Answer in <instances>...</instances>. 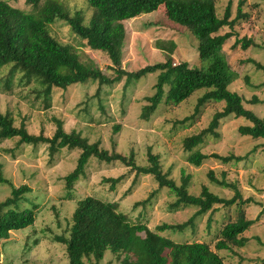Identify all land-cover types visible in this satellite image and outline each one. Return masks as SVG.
<instances>
[{
  "label": "rangeland",
  "instance_id": "obj_1",
  "mask_svg": "<svg viewBox=\"0 0 264 264\" xmlns=\"http://www.w3.org/2000/svg\"><path fill=\"white\" fill-rule=\"evenodd\" d=\"M228 1L214 0L218 16L223 14ZM230 1L234 17L240 0ZM244 1L242 8L249 16L237 26V34L249 37L253 43L246 49L239 43L233 46L236 37L232 36L205 59L199 57L198 40L185 26L170 20L163 5L115 24L123 36L117 65L105 52L91 49L63 20H49L51 35L76 49L82 62L99 68L107 79L60 88L21 71L7 57L0 61V109L12 117L15 125L24 124L29 133L46 137L53 135L58 119L65 131L75 130L109 153L117 152L127 158L132 154L140 166L148 164L147 150L151 148L160 155L162 170L177 185L188 175L189 193L198 195L205 185L220 197L233 196L232 185L214 182L209 176L211 171L218 181L236 186L243 199H252L242 207L245 217L253 220L241 234L245 243L220 251L224 263L264 264V139L240 135L238 126L247 123L242 117L221 118L213 132L205 134L196 147L210 156L200 166H194L186 160L189 153L183 148V140L206 128L215 112L223 109L224 102L207 101L196 111L197 98L204 93V89H198L176 106L163 104L161 98L153 107L149 97L156 91L160 71L128 78L143 67L166 60L172 64L186 61L190 67L205 72L220 61L227 89L240 96L245 108L264 117V0ZM58 2L71 13L81 11L85 24L94 13L87 0ZM8 3L32 11L27 0ZM36 13L40 17L45 15L41 9ZM119 76V80H113ZM185 117L188 118L181 121ZM17 139H0V172L14 186L29 187L18 204L19 208H33L36 217L32 225L13 230L2 240L0 264H67L65 245L58 238L68 235L76 201L87 195L117 202L118 210L130 222L145 224L150 229L162 223L181 224L197 209L190 205L173 206L174 193L159 187L151 175H136L135 170L119 160L107 162L94 156L88 159L72 188L67 189L64 177L74 169L80 149L63 147L51 154L46 143L18 144ZM213 153L233 158L223 162L212 157ZM120 176L114 187L107 181ZM10 191L9 184L0 183V200ZM145 199L148 200L142 203ZM237 216L236 204H214L212 210L195 216L183 229H166L162 234L176 242H205L214 250L221 228ZM118 260L106 251L101 264H117Z\"/></svg>",
  "mask_w": 264,
  "mask_h": 264
},
{
  "label": "trees",
  "instance_id": "obj_2",
  "mask_svg": "<svg viewBox=\"0 0 264 264\" xmlns=\"http://www.w3.org/2000/svg\"><path fill=\"white\" fill-rule=\"evenodd\" d=\"M88 6L94 9L87 24L84 23L81 11L64 9L58 0H27L32 11L26 12L0 0V61L11 58L16 68L30 75L40 77L51 86L66 88L75 83L89 80L104 81L106 75L99 68L81 61L76 49L60 43L49 30V20L58 18L67 25L93 50L105 52L112 64L120 60V49L123 42L121 29L115 28L119 21L131 19L144 13L156 11L161 5L165 7L167 17L185 26L198 40V54L207 58L216 47L234 36L236 44L243 49L253 43L249 37H239L237 26L249 16L243 11L244 0H240L236 14L232 17V3L229 0L223 14L218 16L214 0H87ZM41 9L40 17L36 12ZM225 28H228L225 30ZM224 30V31H223ZM222 31V32H221ZM220 61L210 65L209 71L195 69L186 61L172 64L169 60L143 67L128 78H137L145 72L160 71L155 83V93L149 97L155 107L163 99V104L176 106L187 99L198 89L204 93L197 98L196 111L207 101L224 102L223 109L215 112L209 125L197 134L184 138L183 148L189 154L186 160L194 166H200L210 155L202 153L196 147L202 142L205 134L213 132L221 118L235 116L244 118L247 123L238 126L242 136H250L254 140L264 139V117L243 106L240 96L227 89L226 78L220 70ZM120 76L113 80H119ZM109 82L111 80L108 79ZM185 117L181 121H185ZM56 129L51 137L42 133L31 134L24 124H14L12 117L0 109V139L17 137L18 144H48L51 154L67 147L80 149L74 169L65 177V186L71 189L75 180L84 172L91 156L99 160H119L130 166L138 174H149L159 187L168 188L175 195L173 206L190 205L196 207L195 213L187 221L168 225L162 223L150 229L142 223H132L127 216L118 210L115 201L87 195L76 201L71 215L67 236L59 237L65 245L67 264H101L106 251L116 255L117 264H225L219 254L222 250L231 249V245L243 246L245 238L241 234L253 223L246 218L242 207L252 199H243L240 191L231 183L210 178L219 184L232 185L234 194L230 198L220 197L203 185L198 195L188 192V175L182 177L181 183L168 177L161 168L160 155L151 148L147 150L148 164L137 165L132 154L127 158L117 152L109 153L100 149L98 143H89L75 130L65 131L62 121L55 119ZM119 126H115L117 131ZM212 157L227 162L232 155ZM240 158V157H236ZM121 176L107 179L114 187ZM0 183H7L11 191L0 200V246L10 232L30 226L35 221L33 208H19V201L30 189L26 184L14 186L0 172ZM69 196H71L69 194ZM148 199L141 201L142 203ZM140 202V201H139ZM214 204L231 206L236 204L238 216L236 220L226 223L220 230V238L211 249L205 242H176L162 232L166 229H183L195 216L212 210ZM264 212V208L261 209Z\"/></svg>",
  "mask_w": 264,
  "mask_h": 264
},
{
  "label": "built area",
  "instance_id": "obj_3",
  "mask_svg": "<svg viewBox=\"0 0 264 264\" xmlns=\"http://www.w3.org/2000/svg\"><path fill=\"white\" fill-rule=\"evenodd\" d=\"M261 197L264 198V191L261 193Z\"/></svg>",
  "mask_w": 264,
  "mask_h": 264
}]
</instances>
